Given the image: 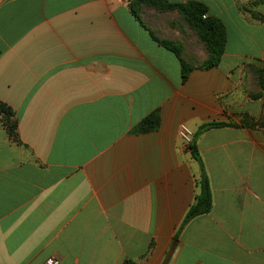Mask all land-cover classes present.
<instances>
[{"label": "crops", "instance_id": "obj_1", "mask_svg": "<svg viewBox=\"0 0 264 264\" xmlns=\"http://www.w3.org/2000/svg\"><path fill=\"white\" fill-rule=\"evenodd\" d=\"M130 1L0 0V105L18 138L0 115V264H264V128L243 125L264 112V23L241 10L254 0H165L225 29L218 65L184 82L146 19L172 15L189 51L203 45L176 12L141 25ZM154 112L158 127L133 133ZM211 122L228 125L196 141L211 211L175 239L199 192L179 130Z\"/></svg>", "mask_w": 264, "mask_h": 264}, {"label": "trees", "instance_id": "obj_2", "mask_svg": "<svg viewBox=\"0 0 264 264\" xmlns=\"http://www.w3.org/2000/svg\"><path fill=\"white\" fill-rule=\"evenodd\" d=\"M129 7L133 17L142 24V14L147 12L148 8L157 12H176L179 17L184 21L191 31L195 32L197 39L203 45L206 52V59L200 65H194L188 60H185L181 54V51L173 43L159 40L153 31L145 27L151 38L162 48L171 52L179 61L181 66V79L184 82L187 79L189 72L195 67L210 68L218 65L221 55L223 52L225 44V29L223 24L214 17L207 16V8L198 2H187L172 4L165 0H131ZM257 7H264V0H254L249 6L241 7L243 12H248L250 17L254 20H258L264 23V16L256 9ZM255 84L264 95V61L262 62V67L256 71ZM0 115L2 119L3 126L7 132L8 138L14 142L18 143L17 138V120L15 114L8 106L0 105ZM159 124V116L157 112H154L144 119H142L139 124H137L133 133H147L155 130ZM243 125L248 128L259 127L264 128V112L262 118L258 122H251L248 119L243 121ZM227 124L211 122L203 124L198 127L196 132L192 135L191 142L188 145V149L192 159L198 164L199 167V179L198 187L199 192L195 196L193 203L189 206L183 221L177 230L175 239L178 237L184 226L193 218L208 214L212 207V197L211 190L209 187V182L201 158L199 156L196 141L198 137L205 131L213 128L227 127ZM123 264H134L132 261H125ZM164 264V263H163Z\"/></svg>", "mask_w": 264, "mask_h": 264}, {"label": "rangeland", "instance_id": "obj_3", "mask_svg": "<svg viewBox=\"0 0 264 264\" xmlns=\"http://www.w3.org/2000/svg\"><path fill=\"white\" fill-rule=\"evenodd\" d=\"M148 10L153 12L152 9L148 8ZM166 13L167 12H162V14H166ZM161 16L162 17L165 16V18H162ZM161 16H158L155 13H152V15H150V17L146 19V20H157V22H155L154 24H151V27L155 30L153 31L155 36L159 40H164V41L173 43L175 46H177L179 50L181 51L182 56L185 53L186 56L183 57L185 60L190 61L194 65L202 64L207 57L206 52H205V55L200 57L198 55V51H189L188 44H193V42L189 41L190 34L187 32L184 25L178 24L177 19L174 20L172 15H161ZM177 16L179 15L177 14ZM184 24L188 29H190L189 26L185 22ZM193 34L195 35L196 33L193 32ZM197 42L200 43L199 40H197ZM195 53H197V55H194Z\"/></svg>", "mask_w": 264, "mask_h": 264}, {"label": "built area", "instance_id": "obj_4", "mask_svg": "<svg viewBox=\"0 0 264 264\" xmlns=\"http://www.w3.org/2000/svg\"><path fill=\"white\" fill-rule=\"evenodd\" d=\"M179 136L181 140L185 143V145L188 146L189 143L191 142L192 133L185 126H181L179 130ZM46 264H58V263L54 260H48Z\"/></svg>", "mask_w": 264, "mask_h": 264}]
</instances>
